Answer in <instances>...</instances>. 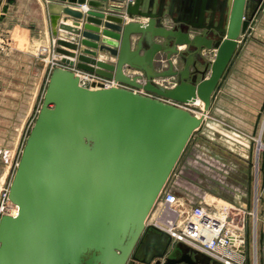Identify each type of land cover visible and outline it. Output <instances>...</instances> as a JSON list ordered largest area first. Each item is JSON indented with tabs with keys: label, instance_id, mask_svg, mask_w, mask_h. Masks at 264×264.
<instances>
[{
	"label": "water",
	"instance_id": "water-1",
	"mask_svg": "<svg viewBox=\"0 0 264 264\" xmlns=\"http://www.w3.org/2000/svg\"><path fill=\"white\" fill-rule=\"evenodd\" d=\"M263 5L49 0L62 65L49 72L8 183L17 209L0 216V264H222L146 219ZM75 70L112 83L84 86ZM196 102L200 115L185 107Z\"/></svg>",
	"mask_w": 264,
	"mask_h": 264
},
{
	"label": "crops",
	"instance_id": "crops-1",
	"mask_svg": "<svg viewBox=\"0 0 264 264\" xmlns=\"http://www.w3.org/2000/svg\"><path fill=\"white\" fill-rule=\"evenodd\" d=\"M48 2L49 0H0V44L2 42L4 45V48L0 50V78L3 77L5 80L3 83L1 82V85L4 92L20 95L18 106L21 108H36L37 86L38 84L45 86L48 67L45 61L40 59L43 54L37 53L35 47L37 39L39 38L42 44H48L50 53L47 55V59L52 55L58 59L62 56L53 52L52 49L54 36L46 8ZM60 2L67 4L66 1ZM74 6L84 8V10L88 9L86 5L74 4ZM121 16L124 22L141 20L135 16L128 18L124 12L121 13ZM62 17L67 18L65 24H71L70 16L61 15ZM67 34L65 29H59L58 36L66 38ZM135 40L136 36L132 35L133 46ZM238 42L237 52L232 57L228 71L214 92L210 108L204 116L201 126L192 134L189 140L191 143L199 142L206 137L207 128H210V123H212L210 118H218L222 123L233 126L247 137L252 136L256 127L261 124L262 111L264 110V5L256 12L247 34L244 37L241 36ZM185 48V45L178 47L179 50ZM213 55V50L208 51L207 60L211 61ZM107 58L106 60L112 61L108 54ZM102 59L105 58L102 57ZM177 64L175 63V66ZM165 66L163 59L157 60L156 68L160 69ZM75 71L81 75L86 74L82 71ZM124 72L134 74V71L126 66H124ZM156 81L172 86L175 79L159 78ZM187 108L192 113L200 115L202 103L188 105ZM31 119L29 116L26 120L23 133L19 131L16 136L13 135L10 143L3 149L7 150L10 155L7 160L2 159L8 170L12 165L11 158L16 157L21 148V141L24 138L22 134H27ZM262 124L263 129L260 130L259 140L264 137V120ZM262 143L264 144V142ZM254 195L252 211H254V207L256 210L255 215L252 213L251 248H248L249 252L246 248V256L248 254L250 264H254V257L255 264H264V182L258 187L256 184V200ZM247 200L246 198L240 203L233 202L239 206V211L244 213ZM224 203L232 206L230 203ZM150 217L148 214V222ZM233 256L235 255L231 254V257Z\"/></svg>",
	"mask_w": 264,
	"mask_h": 264
},
{
	"label": "rangeland",
	"instance_id": "rangeland-1",
	"mask_svg": "<svg viewBox=\"0 0 264 264\" xmlns=\"http://www.w3.org/2000/svg\"><path fill=\"white\" fill-rule=\"evenodd\" d=\"M47 46L48 44H42L41 40L37 39L35 47L37 53L43 54L42 58L47 57L50 53V51L42 50L44 47L48 48ZM3 80L4 78L1 77L0 191L8 185L15 169L12 163L8 170L2 160L1 151L7 147L13 135L16 136L19 131L23 133L25 122L30 116L32 119L27 128L29 132L37 110L40 108L45 87L41 86L42 84L37 86L36 108H21L18 106L20 95L4 92L1 85ZM262 113L264 117V110ZM263 117L261 124L264 120ZM209 120L212 123H210L211 127L207 128L206 137L196 143L188 141L168 181L176 185V191L179 194L196 202L201 201L203 206L217 215H222L218 209L222 208V205L224 206V202H227L232 205L227 213L229 219L245 218V250L240 257L244 258V264H250L248 254L246 256V248L249 252L255 173L257 174V187L264 182V149L258 151L257 166H255L256 148L263 124L256 127L252 136L247 137L233 126L222 123L218 118ZM27 134H22L24 138L21 141V147ZM260 141L264 142V137ZM246 198L248 199L247 207L242 213L239 211V206L233 201L240 203Z\"/></svg>",
	"mask_w": 264,
	"mask_h": 264
},
{
	"label": "built area",
	"instance_id": "built-area-1",
	"mask_svg": "<svg viewBox=\"0 0 264 264\" xmlns=\"http://www.w3.org/2000/svg\"><path fill=\"white\" fill-rule=\"evenodd\" d=\"M3 48L4 45L1 42L0 50ZM52 49L54 52V39ZM42 50L49 52L50 48L44 47ZM40 59L45 61L48 67L45 77L46 85L50 70L55 66H61L62 63L53 55L49 59L47 57H40ZM78 74L80 84L84 86H89L92 81H102L106 85L112 83L95 75ZM187 106L185 105L186 108ZM21 148L16 158H11L14 167L17 164ZM1 155L4 160L10 157L7 150H2ZM175 186L167 180L149 213L151 219L149 222L146 219V223L154 224L167 232L173 243L183 242L222 262V264H244V258L242 259L240 255L245 250V218L229 219L227 213L230 208H227L224 213L219 212L222 215H217L203 206L201 201L196 202L179 194ZM16 209V205L8 199L7 185L0 191V216L3 214L13 215L16 213ZM222 249L231 250L235 256L224 255L221 252Z\"/></svg>",
	"mask_w": 264,
	"mask_h": 264
},
{
	"label": "bare ground",
	"instance_id": "bare-ground-1",
	"mask_svg": "<svg viewBox=\"0 0 264 264\" xmlns=\"http://www.w3.org/2000/svg\"><path fill=\"white\" fill-rule=\"evenodd\" d=\"M199 103H201V102H196L195 104H199ZM259 140V139H258ZM260 149H264V144L262 143V142H260V140H259V142H258V150H260ZM230 207V205H226L225 203H224V206L222 205V208H220V209H218V212H220V213H224L226 210H227V208H229ZM221 252L224 254V255H228V256H231V254H234V252H232L231 250H229V249H222L221 250Z\"/></svg>",
	"mask_w": 264,
	"mask_h": 264
}]
</instances>
